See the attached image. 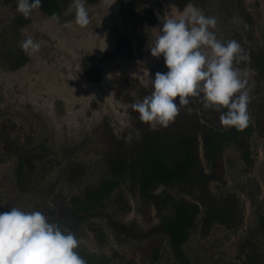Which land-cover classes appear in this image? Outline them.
I'll return each instance as SVG.
<instances>
[{
    "label": "rangeland",
    "instance_id": "rangeland-1",
    "mask_svg": "<svg viewBox=\"0 0 264 264\" xmlns=\"http://www.w3.org/2000/svg\"><path fill=\"white\" fill-rule=\"evenodd\" d=\"M59 2L56 20L40 8L25 18L16 11V0H0V211H41L75 233L87 264H181L162 228V214L154 205L145 206L131 180H122L98 211L82 214L77 223L69 213L72 197L110 176L108 156L118 141L134 150L140 130L132 104L152 91L148 75L167 71L163 56L150 53L162 27L158 16H178L185 7L171 0H85L91 22L82 28L71 0ZM191 2L217 17L218 39H235L247 52L243 39L250 35L264 49V0ZM65 21L71 26L65 28ZM26 36L41 43L39 52L21 48ZM122 41L130 42V54L118 51ZM86 59L97 66L99 79L85 72ZM235 66L241 75L251 70V158L246 161L234 143L226 145L223 177L209 188L216 197L235 194L244 217L237 228L216 223L202 230L199 222L184 246L189 264H264V74L251 58ZM120 76L132 84L129 93L121 88ZM191 99L187 109L226 128L219 119L224 109L204 110ZM201 152L210 170L203 147ZM156 192L195 200L189 190L159 187Z\"/></svg>",
    "mask_w": 264,
    "mask_h": 264
},
{
    "label": "clouds",
    "instance_id": "clouds-1",
    "mask_svg": "<svg viewBox=\"0 0 264 264\" xmlns=\"http://www.w3.org/2000/svg\"><path fill=\"white\" fill-rule=\"evenodd\" d=\"M42 0H16V11L29 18ZM75 23L86 27L91 22L85 0H71ZM53 19L59 17L53 14ZM159 34L150 47L153 57L163 56L166 72H156L148 82L152 91L133 103L143 122H157L167 127L175 120L181 107L200 98L204 110L220 111V123L236 130L245 129L251 115L249 105L252 88L248 77L235 65L250 57L235 39L222 41L214 31L217 17L206 15L191 0L183 13L164 15ZM65 28L71 26L65 21ZM245 30L248 24L243 22ZM21 48L29 54L41 49V43L26 36ZM178 97V100L176 99ZM190 110V109H189ZM75 233L52 222L39 210L24 211L11 207L0 211V264H87L77 250Z\"/></svg>",
    "mask_w": 264,
    "mask_h": 264
},
{
    "label": "trees",
    "instance_id": "trees-1",
    "mask_svg": "<svg viewBox=\"0 0 264 264\" xmlns=\"http://www.w3.org/2000/svg\"><path fill=\"white\" fill-rule=\"evenodd\" d=\"M171 1L180 9L189 3V0ZM191 1L202 3L203 0ZM39 8L50 15L58 16L62 12L59 0H42ZM243 43L255 67L264 74V49L250 35L244 37ZM118 51L130 54V42H120ZM25 57V54H20L19 58ZM84 68L90 78H100L97 66L90 59H86ZM118 81L121 88L129 93L132 84L127 77L120 76ZM195 99L202 107L200 98ZM132 114L140 130L134 150L126 149L123 142L111 134L118 141V146L108 156L110 176L101 183L86 187L83 195L72 197L69 214L77 223L82 214L98 211L122 180H131L139 190L145 206L154 205L162 214V228L168 236L175 258L181 264H189L184 246L199 222L202 230H209L216 223L237 228L243 221L239 198L233 193H223L216 197L211 194L209 186L211 181L223 177L226 145L234 143L241 149L245 160L250 161V137L254 127L251 123L243 130L215 127L203 121L200 112L189 110L185 106L181 107L175 120L167 127L153 128L150 123L141 121L139 113L134 109ZM106 127L110 130L108 124ZM202 147L210 170L204 165ZM23 177L24 168L21 164L19 179L22 180ZM159 187L189 190L197 201L183 196L176 197L168 192L160 197L156 192ZM203 207L205 213L200 221ZM157 254L155 251V258Z\"/></svg>",
    "mask_w": 264,
    "mask_h": 264
}]
</instances>
